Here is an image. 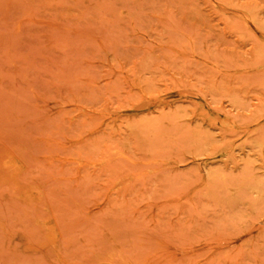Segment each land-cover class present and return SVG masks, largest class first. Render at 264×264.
<instances>
[{"label": "rangeland", "instance_id": "obj_1", "mask_svg": "<svg viewBox=\"0 0 264 264\" xmlns=\"http://www.w3.org/2000/svg\"><path fill=\"white\" fill-rule=\"evenodd\" d=\"M0 264H264V0H0Z\"/></svg>", "mask_w": 264, "mask_h": 264}, {"label": "bare ground", "instance_id": "obj_2", "mask_svg": "<svg viewBox=\"0 0 264 264\" xmlns=\"http://www.w3.org/2000/svg\"><path fill=\"white\" fill-rule=\"evenodd\" d=\"M262 28V27H261ZM263 29V28H262ZM218 179H219V177H218ZM219 181H220V179H219ZM220 183V182H219ZM222 183V182H221Z\"/></svg>", "mask_w": 264, "mask_h": 264}]
</instances>
